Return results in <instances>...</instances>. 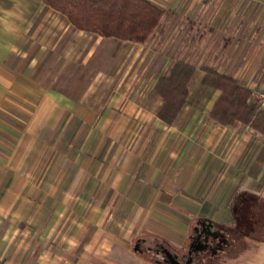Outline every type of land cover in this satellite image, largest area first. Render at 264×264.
<instances>
[{"label":"crops","instance_id":"crops-1","mask_svg":"<svg viewBox=\"0 0 264 264\" xmlns=\"http://www.w3.org/2000/svg\"><path fill=\"white\" fill-rule=\"evenodd\" d=\"M145 1L164 13L151 82L149 43L81 33L44 0H0V264H121L152 238L181 251L165 227L186 216L224 232L211 218L261 193V139L213 122L221 94L201 81L212 69L264 86V0ZM178 63L195 75L169 125L155 87Z\"/></svg>","mask_w":264,"mask_h":264},{"label":"trees","instance_id":"trees-1","mask_svg":"<svg viewBox=\"0 0 264 264\" xmlns=\"http://www.w3.org/2000/svg\"><path fill=\"white\" fill-rule=\"evenodd\" d=\"M44 3L81 33L137 46H146L153 39L164 17L163 11L145 0H44ZM205 72L202 85L221 94L210 119L223 127H249L264 138V113L256 114L249 107L250 92L232 77L212 69ZM194 75V68L178 63L168 76L158 81L155 93L164 101L161 119L167 124H174L181 116Z\"/></svg>","mask_w":264,"mask_h":264},{"label":"rangeland","instance_id":"rangeland-1","mask_svg":"<svg viewBox=\"0 0 264 264\" xmlns=\"http://www.w3.org/2000/svg\"><path fill=\"white\" fill-rule=\"evenodd\" d=\"M154 44V42L152 44L149 43V47L146 49V51H149V54H145V56H143L144 58L146 57L144 59V65H146L148 69L145 71V66L143 71L141 70L142 77L146 80L149 79V82H151L153 78L155 79L156 75L155 68L157 67V63L155 59L156 49H154ZM254 91H264V86L261 85ZM252 92L253 91H250L248 101L249 107H251L256 114H260L253 107L251 101ZM258 136L261 139V145L255 156V158H257V165L253 169L252 175L254 176V179H256V185H258L261 189V193L256 195L244 194L243 197L238 198L234 208L232 209V215L222 214L219 215V217H216V220L215 217L214 219L211 218L214 224L221 228L224 227V232L227 234L224 239L223 248L219 251V253L215 255L213 254L211 259L209 256H206L200 264H264V138L259 134ZM166 216L168 217L172 215H165V217ZM182 218L184 220L181 219L178 226H175L174 228H164V231L170 235V238L167 241L173 245L172 247H177L178 250H181L184 247L185 243L188 241L189 234L191 233L190 230L198 223L195 221L192 222V224H189L186 216ZM225 218L229 219L224 221ZM184 221H188V224L184 223ZM237 233L244 236V238H238ZM177 242L180 243L181 246H177ZM137 243L138 240H133L130 252L126 253V255H118V259H120L119 263L156 264L152 257L139 252V250L135 251ZM152 243L164 244L167 246L165 241L157 238L148 239V244ZM186 245L182 252L186 251ZM167 247L169 248V246ZM141 248L144 247L141 246ZM170 250L174 251L171 248Z\"/></svg>","mask_w":264,"mask_h":264},{"label":"flooded vegetation","instance_id":"flooded-vegetation-1","mask_svg":"<svg viewBox=\"0 0 264 264\" xmlns=\"http://www.w3.org/2000/svg\"><path fill=\"white\" fill-rule=\"evenodd\" d=\"M225 238L226 233L221 229L214 228L209 224L197 223L191 229L185 252H182L183 249L178 252L171 251L164 244H148V239L138 242L135 249L152 257L158 264H169V253L181 264H200L206 256L211 259L213 254L219 253L223 248Z\"/></svg>","mask_w":264,"mask_h":264},{"label":"built area","instance_id":"built-area-1","mask_svg":"<svg viewBox=\"0 0 264 264\" xmlns=\"http://www.w3.org/2000/svg\"><path fill=\"white\" fill-rule=\"evenodd\" d=\"M251 97L254 109L259 113H264V91H253Z\"/></svg>","mask_w":264,"mask_h":264},{"label":"water","instance_id":"water-1","mask_svg":"<svg viewBox=\"0 0 264 264\" xmlns=\"http://www.w3.org/2000/svg\"><path fill=\"white\" fill-rule=\"evenodd\" d=\"M212 226V225H211ZM136 251V249H135ZM169 253V252H168ZM170 261L169 264H181L177 259H175L172 254L169 253Z\"/></svg>","mask_w":264,"mask_h":264}]
</instances>
